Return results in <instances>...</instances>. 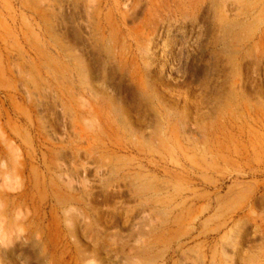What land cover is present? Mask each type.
Wrapping results in <instances>:
<instances>
[{"label": "rangeland", "instance_id": "374dc122", "mask_svg": "<svg viewBox=\"0 0 264 264\" xmlns=\"http://www.w3.org/2000/svg\"><path fill=\"white\" fill-rule=\"evenodd\" d=\"M0 264H264V0H0Z\"/></svg>", "mask_w": 264, "mask_h": 264}]
</instances>
